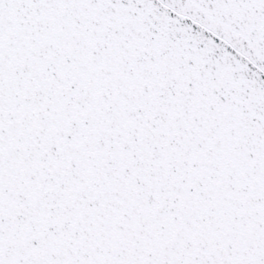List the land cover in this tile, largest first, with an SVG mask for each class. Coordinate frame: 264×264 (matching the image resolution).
<instances>
[{"label":"snow or ice","instance_id":"6c2138e0","mask_svg":"<svg viewBox=\"0 0 264 264\" xmlns=\"http://www.w3.org/2000/svg\"><path fill=\"white\" fill-rule=\"evenodd\" d=\"M0 264H264V0H0Z\"/></svg>","mask_w":264,"mask_h":264}]
</instances>
